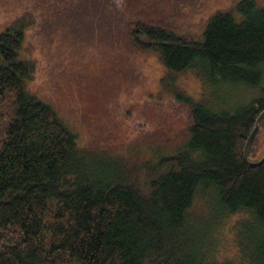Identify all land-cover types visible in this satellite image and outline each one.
<instances>
[{
  "label": "trees",
  "instance_id": "1",
  "mask_svg": "<svg viewBox=\"0 0 264 264\" xmlns=\"http://www.w3.org/2000/svg\"><path fill=\"white\" fill-rule=\"evenodd\" d=\"M12 1L0 32V264H264V161L245 157L259 124L248 158L262 159L264 0L198 14L199 0ZM32 27L153 58L149 98L188 119L159 127L148 114L128 137L98 140L31 88Z\"/></svg>",
  "mask_w": 264,
  "mask_h": 264
},
{
  "label": "rangeland",
  "instance_id": "2",
  "mask_svg": "<svg viewBox=\"0 0 264 264\" xmlns=\"http://www.w3.org/2000/svg\"><path fill=\"white\" fill-rule=\"evenodd\" d=\"M0 0V32L13 16V1ZM12 1V3H11ZM198 0H191L195 2ZM194 13L206 5L215 9L231 0H199ZM198 8V9H196ZM189 17V13H184ZM28 30L30 50L37 58V72L31 88L52 102L90 134L105 140H118L132 133L131 121L150 114L151 123H176L188 119L187 112L149 98L156 93L160 66L153 58L125 59L92 44L77 46L56 32ZM41 34L49 35L43 38ZM131 116V118H130ZM139 120V119H138ZM136 120L135 123L138 122ZM135 127V126H134ZM114 128V130H113ZM135 132V131H134ZM102 134L99 137L97 135ZM264 156V125L261 127L255 160Z\"/></svg>",
  "mask_w": 264,
  "mask_h": 264
},
{
  "label": "water",
  "instance_id": "3",
  "mask_svg": "<svg viewBox=\"0 0 264 264\" xmlns=\"http://www.w3.org/2000/svg\"><path fill=\"white\" fill-rule=\"evenodd\" d=\"M263 116H264V112L261 114V116H260L259 119H261ZM258 129H259V124H257V125L255 126L254 130L252 131V133H251V135H250V137H249V139H248V142H247V145H246V151H245V157H246L248 163H249L250 165H252V166H255V165L258 164L259 162H263V161H264V156L262 157V159H261L260 161H256V162H255V161H250L249 158H248V147H249V144H250V142H251L253 136L257 133Z\"/></svg>",
  "mask_w": 264,
  "mask_h": 264
}]
</instances>
